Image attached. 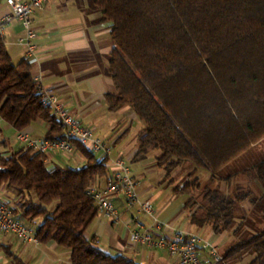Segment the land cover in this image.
<instances>
[{
    "label": "trees",
    "instance_id": "obj_1",
    "mask_svg": "<svg viewBox=\"0 0 264 264\" xmlns=\"http://www.w3.org/2000/svg\"><path fill=\"white\" fill-rule=\"evenodd\" d=\"M77 1L110 27L115 93L107 103L114 113L129 107L143 124L135 159L159 152L166 178L186 166L191 176L207 172L204 186L197 175L174 189L191 197L192 225L240 239L227 261L264 264V156L236 165L264 141V0ZM34 76L25 60L12 61L0 37V120L17 132L42 121L45 139H65ZM74 143L87 158L82 168L48 169L46 156L24 148L0 154V190L22 200L13 211L26 225L42 221L36 238L70 251V264H137L88 238L98 216L88 191L108 168ZM240 176L247 184L237 183ZM6 256L23 264L8 249Z\"/></svg>",
    "mask_w": 264,
    "mask_h": 264
},
{
    "label": "crops",
    "instance_id": "obj_2",
    "mask_svg": "<svg viewBox=\"0 0 264 264\" xmlns=\"http://www.w3.org/2000/svg\"><path fill=\"white\" fill-rule=\"evenodd\" d=\"M86 9L87 5L83 1L79 4L77 0H48L44 9L33 15V26L38 34L36 42L39 60L33 66L34 75L42 77L44 86L54 92L71 116L112 148L113 159L124 158L129 165H138L134 169L133 165L130 166L132 176L138 182L141 197L153 203L162 222L175 229L201 235L225 255L238 243L237 239L229 233L215 234L210 227L192 225L185 211L187 199L175 195L174 190L168 192L163 189V176L158 177L159 173L156 175L158 180L153 179L152 173L156 171L152 165L160 153L152 152L146 159H135L138 139L144 126L129 107L115 113L109 109L107 95L115 93V86L108 71L115 45L109 25L99 23L100 16L87 14ZM7 12L0 1V17ZM22 35L23 29L17 22L6 30V49L15 64L25 60V51L17 44ZM48 130L46 123L38 121L26 132L35 139H45ZM16 135L17 131L12 126L0 120V154L9 156L16 147L24 148L17 141ZM73 144L76 149L73 156L58 152L48 154L45 157L48 169L56 166L74 169L86 166L87 158ZM257 146L252 151L255 150L254 155L264 156V149L256 151ZM96 158L101 161L100 156L96 155ZM157 170L162 172L163 169L157 167ZM106 176L98 179L94 185L104 188ZM19 200L12 191L5 188L0 190V201L8 202L13 208H18ZM114 204L122 214V222L116 224L103 216H97L88 232L89 239L96 241L104 252L123 254L137 264H178L175 258L165 252L131 245L125 224L135 219L149 224V220L137 215L136 210L128 212L125 199L121 196L114 199ZM41 223L38 220L31 225L38 227ZM7 249L23 264H70V251L54 243L27 244L12 234H0V263L13 264L6 256ZM248 260H229L228 264H246Z\"/></svg>",
    "mask_w": 264,
    "mask_h": 264
},
{
    "label": "built area",
    "instance_id": "obj_3",
    "mask_svg": "<svg viewBox=\"0 0 264 264\" xmlns=\"http://www.w3.org/2000/svg\"><path fill=\"white\" fill-rule=\"evenodd\" d=\"M0 1L8 10L0 17V37L5 42L6 30L13 23H19L23 35L17 40V44L24 49L27 64L35 66L39 62L36 42L38 34L32 18L35 13L44 9L48 0ZM34 82L41 104L55 116L66 138L54 141L35 139L26 131L17 132V141L24 145V149L44 156L57 152L73 156L76 152L73 143H79L88 153L100 156L101 161L105 160L108 168L105 187L98 188L93 185L88 191L89 197L98 209V216L120 224L122 214L115 206L114 199L121 196L125 199L128 212L136 210L137 215L149 220V224H143L138 219L125 224L131 245L165 252L175 258L178 264H228L220 249L201 235L175 229L170 224L162 222L153 203L141 197L138 182L132 176L128 161L124 158L113 159L112 148L69 114L54 92L44 86L41 76L35 75ZM36 228L37 225L28 226L21 221L8 202L0 201V234H12L23 243L38 245L40 242L36 238Z\"/></svg>",
    "mask_w": 264,
    "mask_h": 264
},
{
    "label": "rangeland",
    "instance_id": "obj_4",
    "mask_svg": "<svg viewBox=\"0 0 264 264\" xmlns=\"http://www.w3.org/2000/svg\"><path fill=\"white\" fill-rule=\"evenodd\" d=\"M260 147L257 146L255 149L256 151H258L259 149H264V141H262L260 143ZM20 150L19 146L15 148V151H18ZM255 153V150L254 152H252L251 155L247 156V157H242L240 160L237 161V163H241V164H236V165H243V164H249V163H252V159L257 156L254 155ZM126 160V159H125ZM133 165V169L138 165L136 163L134 164H131L130 163V166ZM151 168V167H150ZM152 168L155 169V173H152L154 175L153 179L154 180H158V177L160 176H163L162 180H161V186H163V189H165L166 191L168 192H173V190L178 187V186H181L183 185V183L185 182V180H192V179H195L196 176H200V184L202 186H204L205 184H207L208 180H209V176L207 174V172L205 171H199L195 176H191L193 174V167L192 166H186V167H182L181 169H179L178 171H176L174 174H172L169 178H166L167 176V173L166 171L162 170V172H158L157 170V165L156 163H154L152 165ZM138 169V168H136ZM159 173V175H158ZM156 175H158V177H156ZM191 177V178H187V177ZM241 180L245 181L244 177L243 176H240L239 179L237 180L238 182L237 183H240V184H247L246 182H242ZM240 181V182H239ZM175 185V186H174ZM224 187V186H223ZM199 193H196L195 196H198ZM180 198H186V202L189 201V199H191V197H188V196H179ZM182 199L178 200V202H180ZM198 200V199H197ZM19 201H22L21 199ZM176 202V204L178 203ZM246 211V210H245ZM237 239V238H236ZM240 239H237V241H239Z\"/></svg>",
    "mask_w": 264,
    "mask_h": 264
}]
</instances>
